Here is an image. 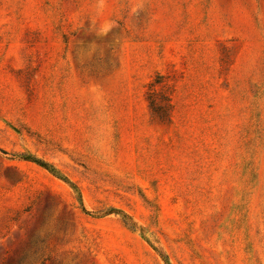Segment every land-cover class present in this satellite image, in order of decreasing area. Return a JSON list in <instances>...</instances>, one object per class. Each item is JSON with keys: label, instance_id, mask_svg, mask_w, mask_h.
I'll return each mask as SVG.
<instances>
[{"label": "rangeland", "instance_id": "374dc122", "mask_svg": "<svg viewBox=\"0 0 264 264\" xmlns=\"http://www.w3.org/2000/svg\"><path fill=\"white\" fill-rule=\"evenodd\" d=\"M160 252L264 264V0H0V264Z\"/></svg>", "mask_w": 264, "mask_h": 264}, {"label": "trees", "instance_id": "16d2710c", "mask_svg": "<svg viewBox=\"0 0 264 264\" xmlns=\"http://www.w3.org/2000/svg\"><path fill=\"white\" fill-rule=\"evenodd\" d=\"M151 86H154V82L151 83ZM147 100L149 102V107L150 109L153 111V113L155 115L158 116L159 119L163 120V121H169L170 120V115L168 112L170 103H169V99L165 98V97H160V102L159 100V96H156V92L154 91L153 88H151L148 92H147ZM4 151V150H3ZM5 152V151H4ZM21 158L25 159V160H29L32 161L36 164H38L39 166L43 167L44 169H46L47 171H49L51 174H53L54 176L62 179L63 181H65L66 183H68L70 185L71 188H73L77 195H78V199L79 201H81V193L79 188L77 187V185L66 175H64L57 167H55L52 163H50L47 160H44L42 158H39L31 153H24V154H20L19 155ZM82 209L84 212L88 213V214H98V215H106V214H110V213H116L119 214L122 221L130 226L131 228L135 229V230H139L140 234L146 239L145 237V231L143 229V227H140L137 225V223L133 220V218L131 217V215H129L128 213H126L125 211L119 209V208H110L108 209L106 212L104 213H96V212H92L87 210L83 205ZM148 241V239H146ZM150 242V241H149ZM151 246L158 251V248L155 247L154 245ZM159 252V251H158ZM162 258L164 259V261L166 262V264H170L167 255L163 254V253H159Z\"/></svg>", "mask_w": 264, "mask_h": 264}]
</instances>
